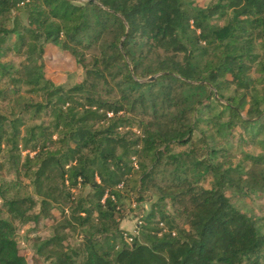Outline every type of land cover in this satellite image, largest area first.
<instances>
[{"label":"trees","instance_id":"16d2710c","mask_svg":"<svg viewBox=\"0 0 264 264\" xmlns=\"http://www.w3.org/2000/svg\"><path fill=\"white\" fill-rule=\"evenodd\" d=\"M48 46L81 83L47 78ZM1 156L0 264H30L17 224L43 218L44 264H264V216L236 204L264 196V0H0Z\"/></svg>","mask_w":264,"mask_h":264},{"label":"rangeland","instance_id":"374dc122","mask_svg":"<svg viewBox=\"0 0 264 264\" xmlns=\"http://www.w3.org/2000/svg\"><path fill=\"white\" fill-rule=\"evenodd\" d=\"M199 7H206L211 2L215 0H194ZM46 68L45 73L48 79L52 80L57 85H63L66 88L73 87L82 82L84 78V69L79 66L74 58L70 56L68 53L61 51L60 49L54 46H48L46 51ZM14 61L16 63L19 62V59L16 57H10L7 60ZM27 96V99L33 97L31 94L24 93ZM34 98V97H33ZM5 108V106L3 105ZM13 108V110H17V106L15 103L7 106L6 111L8 109ZM11 110V109H10ZM240 134V130H237L236 140L238 141V137ZM235 145V154L237 156L236 161L241 158V151L245 150L254 155L262 154V151L256 146L248 145L241 146L240 143H234ZM4 164V169L0 167V180L1 181H16V175L9 174V164L7 162L6 156H1L0 158V166ZM29 180L23 178L22 185L24 187H28ZM24 187H20L22 189V195H26L27 192ZM28 192H31L32 189L26 188ZM238 207L242 208L245 211H254L259 216H264V196L257 197L254 196L251 199H246L245 201H239L236 203ZM125 218L121 220V228L127 231L130 234H137V225L141 216L149 210L150 203H137L135 201L134 196H132L131 200H127L125 202ZM53 215L57 220L61 219V214L58 210H53ZM54 220H49L43 218L39 223H30V224H17L19 228L18 232V241L22 254L27 258L30 264H44L42 260H37V256L35 253V244L34 239L37 237L48 238L53 234L54 228ZM80 238L77 235H70L69 242L72 246L76 247L79 243ZM36 258V259H35Z\"/></svg>","mask_w":264,"mask_h":264},{"label":"built area","instance_id":"2783aa9c","mask_svg":"<svg viewBox=\"0 0 264 264\" xmlns=\"http://www.w3.org/2000/svg\"><path fill=\"white\" fill-rule=\"evenodd\" d=\"M128 242H129V243H131V242H132V239H131V238H129V239H128Z\"/></svg>","mask_w":264,"mask_h":264}]
</instances>
